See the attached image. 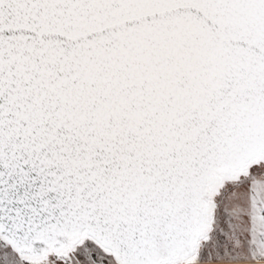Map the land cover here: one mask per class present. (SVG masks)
Listing matches in <instances>:
<instances>
[{
  "label": "snow or ice",
  "instance_id": "snow-or-ice-1",
  "mask_svg": "<svg viewBox=\"0 0 264 264\" xmlns=\"http://www.w3.org/2000/svg\"><path fill=\"white\" fill-rule=\"evenodd\" d=\"M0 264H264V0H0Z\"/></svg>",
  "mask_w": 264,
  "mask_h": 264
}]
</instances>
